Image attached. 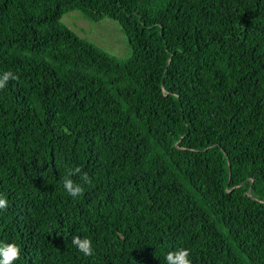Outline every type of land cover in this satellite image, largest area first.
<instances>
[{
	"label": "trees",
	"instance_id": "obj_1",
	"mask_svg": "<svg viewBox=\"0 0 264 264\" xmlns=\"http://www.w3.org/2000/svg\"><path fill=\"white\" fill-rule=\"evenodd\" d=\"M72 11L115 21L130 58L79 37ZM3 71L0 241L16 264H165L180 247L264 264V0H0ZM76 167L91 183L73 199Z\"/></svg>",
	"mask_w": 264,
	"mask_h": 264
},
{
	"label": "clouds",
	"instance_id": "obj_2",
	"mask_svg": "<svg viewBox=\"0 0 264 264\" xmlns=\"http://www.w3.org/2000/svg\"><path fill=\"white\" fill-rule=\"evenodd\" d=\"M16 75L11 71L0 72V90L7 88L10 80H16ZM80 176L83 183L75 181L72 177ZM91 178L86 172H82L80 167L68 169L63 177L62 185L65 192L73 199L79 198L84 192V184H90ZM7 198L0 194V211L8 208ZM72 245L79 253L89 257L95 254L93 240L87 236H74ZM21 256V247L16 242L0 241V264H16ZM165 264H192L190 249L176 248L165 254Z\"/></svg>",
	"mask_w": 264,
	"mask_h": 264
},
{
	"label": "rangeland",
	"instance_id": "obj_3",
	"mask_svg": "<svg viewBox=\"0 0 264 264\" xmlns=\"http://www.w3.org/2000/svg\"><path fill=\"white\" fill-rule=\"evenodd\" d=\"M62 23L79 37L118 59L126 60L132 54L129 42L120 26L109 18L100 22H92L86 19L81 12L72 11L62 18Z\"/></svg>",
	"mask_w": 264,
	"mask_h": 264
}]
</instances>
